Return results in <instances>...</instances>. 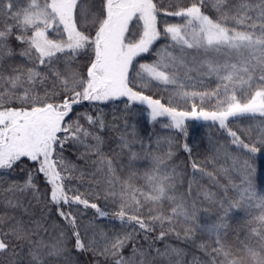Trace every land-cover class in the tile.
Masks as SVG:
<instances>
[{"label":"snow or ice","instance_id":"1","mask_svg":"<svg viewBox=\"0 0 264 264\" xmlns=\"http://www.w3.org/2000/svg\"><path fill=\"white\" fill-rule=\"evenodd\" d=\"M20 2L0 0V170H14L27 159L35 165V172L51 185V202L57 205L76 202L104 217L106 213L97 204H90L75 193L69 196L72 190H66L67 176L62 173H68L72 166L65 163L62 153L69 141L85 144L92 137L97 146L100 143V137L89 128L93 125L103 128V121L89 116V128H85L78 120L70 119L76 106L123 98L126 108L139 102L150 109L151 120L168 118L171 123L167 127L181 131L189 118L218 122L219 128L231 138L230 144L242 153L229 157L232 168L239 174L240 184L231 185L237 190L238 199L220 202L221 210L226 216L231 210H241L245 204L255 202L252 206L260 209L256 220L264 227V193L255 190L254 169L243 158L264 147V121L254 130L256 135L244 138L243 133L238 135L228 124L230 118H264V0L254 4L248 0H214L216 19L203 11L208 0H191L186 6L166 5L162 0H99L92 9L87 7L86 0H24L22 7ZM163 17L179 18V22H169ZM13 38L20 45L18 51L12 46ZM157 41H164L158 51L153 48ZM150 50L158 57L156 61L137 60ZM194 53H202L205 59L197 60ZM15 57L21 59L20 65L6 64ZM82 58L87 63L83 70H77ZM206 78H214V88L188 90L197 85L206 87ZM137 80L155 82L156 87L173 86L174 97L167 104L162 103L161 99L137 90ZM196 97L201 101L215 98L213 110L198 107ZM175 98L185 102L192 99L190 109L183 111L171 106ZM122 145L127 148L128 142L122 141ZM184 147L190 151L187 145ZM129 155L136 159L135 153L129 151ZM224 155H229L226 149ZM100 162L111 172V161L101 158ZM162 162L161 157H154L152 172L145 175L148 193L121 188L120 211L116 213L120 220L127 217L140 229L153 230L139 214L129 213H139L148 202L156 204L166 198L174 199L168 195L173 180L167 172L161 174ZM192 167L200 166L193 163ZM25 189L36 190L31 172L23 186L15 185L9 191ZM8 203L11 205L12 201ZM195 213L194 205L189 212L181 201L171 209V215L158 213L149 219L161 223L173 217L194 220ZM59 215L71 228L75 248L91 249L92 245H86L80 237L76 217L63 210ZM210 231L219 237L218 225ZM33 234L35 229H26L17 221L7 232L0 231V253L19 256L11 243L13 238L30 242V264H47L46 257L64 253L66 245L62 237L46 244L42 240L32 241ZM164 235L162 231L159 238ZM130 238L127 234L116 237L104 250L116 258L114 264H133L131 258L122 255ZM215 243L217 246L207 252L208 264H241L244 257L226 248L219 238ZM246 256L255 264H264V236H261V250L248 248ZM10 264L20 261L11 260Z\"/></svg>","mask_w":264,"mask_h":264},{"label":"rangeland","instance_id":"2","mask_svg":"<svg viewBox=\"0 0 264 264\" xmlns=\"http://www.w3.org/2000/svg\"><path fill=\"white\" fill-rule=\"evenodd\" d=\"M164 4H178L186 6L191 3V0H162ZM249 3H256L257 0H248ZM87 7L93 8V5L99 3V0H86ZM214 0H208L203 11L213 19L218 17V14L213 9ZM20 6H24V0H21ZM171 10V9H169ZM231 15V13H230ZM169 22H179V18L163 17ZM231 24L230 21H225ZM164 41H157L153 48L158 51ZM18 45V43H16ZM16 45V47H17ZM20 47V45H19ZM17 48V51L19 50ZM137 57L141 63H153L157 60L154 51H149ZM197 60L205 59L202 53H194ZM191 58V57H190ZM87 62L83 58L77 70H82L81 67ZM22 63L19 57L8 60L6 64L20 65ZM7 75V72H5ZM206 87L202 88L197 85L196 88L188 89L189 91L211 90L215 87L214 78H206L204 80ZM135 87L137 90H142L145 95H150L154 99H161L162 103H168L174 97L173 86L160 85L155 86V82H147L137 80ZM39 90V89H38ZM43 95V93H40ZM193 100L188 99L185 102L182 98L172 99L171 106L177 107L179 110L187 111L190 109ZM198 107L203 106L206 110H213L216 100L215 98H205L203 101L199 97L195 98ZM103 109L110 115L122 117L126 123L122 127V134L117 140L111 138L102 140L99 144V151L104 153L105 160L112 162V172L114 183L119 186L131 187L134 190H139L142 193H148L150 188L146 181L145 175L151 174L154 167V157H161L163 162L159 165L161 174L167 172L173 180V188L168 191V195L174 199H164L156 204L152 202L144 205L156 214L162 216L171 215V209L177 203L183 201L185 208L191 212L194 205L196 213L194 220H185L184 217H173L170 222L191 229L195 234L202 235L204 251L202 256H193L183 260L178 264H208L207 252L216 247V239L219 238L221 243L230 249L237 256L244 257L241 264H255L246 256L248 248L255 251L261 250V236H264V227L259 221L254 220L256 232L244 238L239 237V232L245 230L244 224H239L233 215L236 211H242L256 217L260 215V209L245 204L241 210H231L225 216L221 210L220 202L227 199H238L237 190L232 184H240L239 174L232 168L231 155H242L235 149V146L230 144V140L223 136V132L218 124L211 121H199L195 119H187L185 121L184 130L167 127L171 123L168 118H158L156 121L150 118V109L146 105H141L139 102L131 103L126 108L121 100L108 101L102 104ZM230 128L238 131V135L243 133L244 136L256 135L254 131L261 125L264 118L259 116L255 118L240 117L233 118ZM122 141L128 142V147L122 145ZM185 145L190 149L194 163L200 167L193 169V163L189 161L185 153H181V148L185 149ZM219 149V154H217ZM224 149L229 155H224ZM129 151L136 154V159H131ZM260 152L264 154V147H261ZM171 153V156H168ZM248 160V163L254 169L253 185L259 193H264V156L252 154L251 157L243 156ZM209 173L211 175H209ZM216 176V180H220L224 185H218L212 177ZM137 198L140 199L139 193ZM227 207V204H225ZM219 226L220 235L216 237L210 229L214 226ZM243 226V227H242ZM242 228L240 231L239 229ZM259 233V235H258ZM236 236V239H231ZM66 264H81L77 261Z\"/></svg>","mask_w":264,"mask_h":264},{"label":"trees","instance_id":"3","mask_svg":"<svg viewBox=\"0 0 264 264\" xmlns=\"http://www.w3.org/2000/svg\"><path fill=\"white\" fill-rule=\"evenodd\" d=\"M16 43L13 38L12 46L17 50L19 44ZM86 63L81 67L82 70ZM102 104L84 102L74 108L70 119L78 120V123L84 125L85 128H89L87 123L89 116L102 120L103 128L93 125L89 131L98 135L100 142L105 139L109 141L111 138L117 140L122 134V127L126 120L108 114ZM231 121L235 120L230 118L228 124ZM221 131L223 136L231 139L225 130L221 129ZM85 144L88 147H85ZM85 144L69 141L64 145L62 153L64 161L72 166L68 173H62L67 176L64 184L66 190H72L69 191V196H72L73 193L80 195L90 204H97L106 215L100 217L95 209L85 208L76 202L67 205H57L51 202V185L45 182V177L42 174L35 172V165L32 162L24 159L14 170H0V217L3 218V223H0V231L7 232L11 225L20 221L26 229H35V234L31 237L32 241L42 240L46 244H52L57 238L62 237L66 245L64 253L60 256L46 257L47 264H66L75 261L81 264H114L116 258L104 250L109 247L112 239L123 237L126 234L131 238L123 247L122 255L126 259L131 258L133 264H178L193 256L203 255L202 235L195 234L191 229L169 220H164L163 223L151 221L149 217L157 214L153 211L149 212V208L145 205L139 210V213L133 211L129 214H139L146 223L151 225L152 231L140 229L135 222L128 221L127 217L123 221L120 220L116 213L120 211L121 188L129 187L114 183L112 171L110 172L100 162L101 158L105 160V155L99 151V145H96L95 139L89 137ZM181 153H185L189 161L194 163L190 151L181 148ZM255 155L264 156L260 151ZM29 172L32 173L34 179L35 192L32 189H25L23 192L9 191V188L15 185L23 186ZM212 179L215 182L218 181V185H224L220 180H216V176ZM124 195L126 198L127 192ZM9 200L12 201L11 205L8 203ZM60 210L76 217V226L80 237L86 242V245H92L91 249L78 251L75 248L71 228L68 222L59 215ZM230 216L234 217L237 223L244 224L245 230L239 229V231L241 230L237 234L239 237L244 238V234L246 237L256 232L254 220H258L255 215H252L253 218H251L245 212L236 211L233 215L230 213ZM162 231L165 235L161 239L159 237ZM231 239H236V236H232ZM11 243L19 256L12 257L10 252L0 253V264H10L11 260H19L20 264H30V242L13 238ZM133 249H136L135 256H133Z\"/></svg>","mask_w":264,"mask_h":264}]
</instances>
